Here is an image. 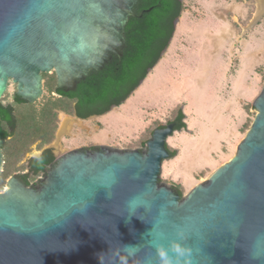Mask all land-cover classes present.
Segmentation results:
<instances>
[{
	"label": "water",
	"instance_id": "1",
	"mask_svg": "<svg viewBox=\"0 0 264 264\" xmlns=\"http://www.w3.org/2000/svg\"><path fill=\"white\" fill-rule=\"evenodd\" d=\"M137 1L0 0V100L12 81L13 99L35 103L52 72L57 89L75 90L121 56ZM254 107L237 155L183 197L160 181L175 124L144 153L74 150L40 189L13 176L0 193V264H159L157 245L178 232L191 264H264V87Z\"/></svg>",
	"mask_w": 264,
	"mask_h": 264
},
{
	"label": "rangeland",
	"instance_id": "2",
	"mask_svg": "<svg viewBox=\"0 0 264 264\" xmlns=\"http://www.w3.org/2000/svg\"><path fill=\"white\" fill-rule=\"evenodd\" d=\"M43 78V95L30 105L13 102L16 84L9 82L1 101L14 105L20 122L39 123L60 100L55 73ZM263 87L264 0H187L166 53L143 84L121 106L81 122L85 129L75 125L65 138L69 119L60 112L50 146L57 155L93 145L143 150L153 131L182 110L186 127L167 140L177 155L163 162L160 181L186 196L237 155L258 114L254 102ZM40 147L35 142L21 159L3 150L0 192Z\"/></svg>",
	"mask_w": 264,
	"mask_h": 264
},
{
	"label": "trees",
	"instance_id": "3",
	"mask_svg": "<svg viewBox=\"0 0 264 264\" xmlns=\"http://www.w3.org/2000/svg\"><path fill=\"white\" fill-rule=\"evenodd\" d=\"M154 2L156 3V0H143L144 7H150ZM158 24V20L148 16L143 20L137 16L131 17L126 26V46L122 58L114 56L113 62L108 63L103 70L90 72L86 79L78 84L76 92L66 93L55 89L54 92L61 98L41 114L42 120L39 123L32 118L31 121L20 122L14 105L0 100V138L6 140L4 149L8 148L11 155L21 159L37 141H40L42 146L39 150L49 146L57 130L60 112L75 114L85 120L110 112L114 105L121 106L148 76V70L158 64L162 52L169 46L174 31H163L159 29ZM62 102L66 106L58 110ZM74 102L76 105L73 107ZM15 103L30 105L18 97ZM184 118V113L179 110L176 130L186 127ZM166 147L170 158L177 155L168 145ZM54 160L52 150H44L41 156L29 161L32 174L36 176L44 172ZM173 189L181 197L184 196L178 186Z\"/></svg>",
	"mask_w": 264,
	"mask_h": 264
},
{
	"label": "flooded vegetation",
	"instance_id": "4",
	"mask_svg": "<svg viewBox=\"0 0 264 264\" xmlns=\"http://www.w3.org/2000/svg\"><path fill=\"white\" fill-rule=\"evenodd\" d=\"M187 0H156V3L154 2V4H152L150 7H144V3H143V0H138L137 1V4L136 6L134 7V13H135V16H137L140 20H143L146 16L150 17L151 19H156L158 20L159 24H158V27L159 29L163 30V31H171L173 30L174 31V34L178 28V25L180 23V20H181V17L184 13V6H185V2ZM141 12V13H140ZM179 19L177 25H176V21ZM126 33V32H125ZM173 34V36H174ZM126 35V34H125ZM170 45V44H169ZM169 47V46H168ZM114 56H118L120 59L122 58V53H121V56L119 55H116V54H113L112 55V58L110 61L107 62L110 63V62H113L114 60ZM106 64V65H107ZM105 65V66H106ZM105 68V67H104ZM103 68V69H104ZM102 69V70H103ZM101 71V70H100ZM92 72V71H91ZM55 72H52L51 74H54ZM48 74V73H47ZM56 75V74H55ZM57 78V77H56ZM80 83V82H79ZM78 83V84H79ZM77 84V86H78ZM57 86V84H56ZM17 87V86H16ZM55 89H57L55 87ZM54 89V90H55ZM17 90V88H16ZM60 90V89H58ZM62 91H65L66 93H69V92H76L77 91V87L75 90H68V89H63ZM16 93V92H15ZM54 94H56L54 92ZM15 95V94H14ZM13 95V96H14ZM59 98H61V96H59L58 94H56ZM12 100L13 102L15 103V100L16 99H13L12 97ZM12 104V103H11ZM75 102L73 103V107L75 106ZM101 109V108H100ZM105 115V114H104ZM90 118V117H89ZM177 114L176 116L174 117V119H172L171 121L167 122L166 124H163V125H160L158 126L156 129H160V128H164L166 126H168L169 124H175V129H176V126H177ZM88 119V118H87ZM86 120V119H85ZM155 129V130H156ZM154 130V131H155ZM153 131V132H154ZM179 131V130H178ZM153 135V134H152ZM147 145V144H146ZM102 147H105L106 149H102ZM50 148L52 150V153L55 157V160L53 162L52 165H49L44 172L38 174V175H34L32 174V171H31V168H30V160L32 158H36L34 156H29V158L27 159L26 163L24 164L25 166V171L24 172H18L16 174H13L11 175V178L13 176H16V178L18 180H20L22 183H24L26 186L30 187V188H35V189H40L44 182H45V179L47 177V174L49 171H51L52 169H54L58 162L64 157L66 156L68 153L74 151V150H86L87 152H91V153H95L97 151H102L103 152L107 151L108 148H110V146H106V145H93V146H82V147H77V148H69L67 151H64L62 153H60L59 155H57L55 153V150L53 147H50V145L45 148V149H41L39 150L38 152H40V155L41 156L44 152V150ZM111 148H114V147H111ZM147 148V146H146ZM117 149V148H116ZM120 150V149H119ZM146 149H143V150H139L141 151L142 153L145 152ZM122 151H125V150H122ZM3 152V151H2ZM4 154H3V165H2V172H1V175L4 173ZM39 175H43L42 179H40L38 182H35V181H32V178L33 177H37ZM1 177V176H0ZM10 179V178H9ZM8 182V181H7ZM162 183V182H161ZM171 189H173V187L171 186L170 187ZM6 190V189H5ZM4 190V191H5ZM174 190V189H173ZM2 193V192H0Z\"/></svg>",
	"mask_w": 264,
	"mask_h": 264
},
{
	"label": "clouds",
	"instance_id": "5",
	"mask_svg": "<svg viewBox=\"0 0 264 264\" xmlns=\"http://www.w3.org/2000/svg\"><path fill=\"white\" fill-rule=\"evenodd\" d=\"M178 240L170 242L168 247L163 244L157 245L156 253L159 258V264H191V249L184 247L179 240L184 238L182 232H178ZM129 248L133 246L129 245ZM174 255H169V253Z\"/></svg>",
	"mask_w": 264,
	"mask_h": 264
},
{
	"label": "crops",
	"instance_id": "6",
	"mask_svg": "<svg viewBox=\"0 0 264 264\" xmlns=\"http://www.w3.org/2000/svg\"><path fill=\"white\" fill-rule=\"evenodd\" d=\"M63 116H64L65 120L69 119V124L65 127L64 132H63V137L64 138L69 136V133L73 130L75 125H78L79 127H83L84 128V126H81V122L85 121L84 119L78 118L75 114L69 115V114H64L63 113ZM92 117H96V116H91L90 118H92ZM90 118H88V119H90ZM47 147L48 146H46L45 148H47ZM50 147H52V146H50ZM45 148H43V149H45ZM39 155H40V152H37L35 155L32 154L30 156H34V157L37 158V157H39Z\"/></svg>",
	"mask_w": 264,
	"mask_h": 264
},
{
	"label": "built area",
	"instance_id": "7",
	"mask_svg": "<svg viewBox=\"0 0 264 264\" xmlns=\"http://www.w3.org/2000/svg\"><path fill=\"white\" fill-rule=\"evenodd\" d=\"M42 176H43V175H39V176H37V177H34V179H33L32 181L37 182Z\"/></svg>",
	"mask_w": 264,
	"mask_h": 264
},
{
	"label": "bare ground",
	"instance_id": "8",
	"mask_svg": "<svg viewBox=\"0 0 264 264\" xmlns=\"http://www.w3.org/2000/svg\"><path fill=\"white\" fill-rule=\"evenodd\" d=\"M261 6H262V4H261Z\"/></svg>",
	"mask_w": 264,
	"mask_h": 264
}]
</instances>
